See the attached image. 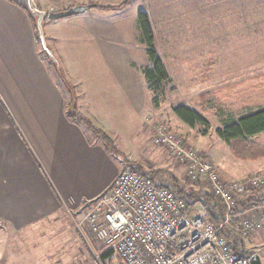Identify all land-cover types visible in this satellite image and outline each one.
I'll return each instance as SVG.
<instances>
[{
	"label": "rangeland",
	"instance_id": "1",
	"mask_svg": "<svg viewBox=\"0 0 264 264\" xmlns=\"http://www.w3.org/2000/svg\"><path fill=\"white\" fill-rule=\"evenodd\" d=\"M66 1L61 0L62 4L56 5L62 7ZM69 1L91 7L57 19L58 25L53 24L51 29L45 25V43L54 51H62L81 83V93L77 86L74 87L77 95L72 92L67 76L71 72L62 69L61 77L66 81L58 82L67 98L55 100L47 109L40 103L38 111L35 110L40 116L43 113L52 118L48 126L54 146L63 141L64 135L68 137L75 132L63 129V125L69 124L84 133L87 142L97 140L95 135L103 141L94 128L81 120L85 117L93 125L102 118L117 130L112 133L111 142L120 153L114 154L105 147L112 163L118 164L126 155L121 170H136L129 166L135 163L144 171L172 179L185 193H196L204 186L191 182L184 165L165 148L153 143L158 125L165 124L212 162L206 156L209 153L223 179L264 175V158L258 161L236 158L215 132L224 121L237 120L264 105V0H129L121 7L108 9L93 5H118L124 0ZM141 13L142 18L147 19L151 40L143 32ZM49 30L55 39L49 38ZM151 47L169 78L157 104L142 73L143 68L151 65L148 53ZM127 90L128 94L135 95L134 102L126 95ZM202 93L205 96L201 97ZM179 104L200 112L209 121L205 135L200 126L191 128L178 119L172 108ZM35 118L30 119V123ZM54 119L56 127L52 124ZM37 120L44 125L41 119ZM122 136L127 138L130 149L121 146ZM250 140L264 146V132ZM144 142L142 145H147V151L139 155L142 150L137 145ZM59 147L62 148L61 144ZM62 164L61 158L54 159L48 168L54 171H50L52 178L62 175ZM68 165L75 168L74 164ZM99 180L93 169L77 181L78 193L88 195ZM90 206L86 203L77 212L88 210ZM74 213L71 209H62L47 219L45 225L24 230L28 238L21 247L31 255L28 264H109L110 258L96 259L93 255L102 254L103 250L90 231L85 232L87 241L79 235L70 216ZM10 237L9 234L5 238ZM261 247L264 249V245ZM248 249L264 253L258 246ZM35 255L38 257H33ZM261 261L264 264V257Z\"/></svg>",
	"mask_w": 264,
	"mask_h": 264
},
{
	"label": "crops",
	"instance_id": "2",
	"mask_svg": "<svg viewBox=\"0 0 264 264\" xmlns=\"http://www.w3.org/2000/svg\"><path fill=\"white\" fill-rule=\"evenodd\" d=\"M34 1L41 10L47 12H58L83 4L67 0L64 7H60L56 4H62L61 0ZM113 5L115 4L110 6ZM58 21L47 19L46 28H53V24L58 25ZM48 35L52 40L56 38L50 30ZM47 48L50 56L39 43L27 11L14 2L0 0V254H2L0 264L7 261L28 264L31 255L23 252L25 249L21 247L28 238L24 230L37 229L39 225H45L47 219L62 209L77 212L82 205L85 206L86 203L88 206L91 205L111 186L122 169L121 163L126 159L124 155L118 164L112 163L107 157L103 141L97 135L94 136L98 138L97 140L87 142L85 134L70 124L63 125V129L66 127L68 130L74 129L75 132L68 137L64 135L63 141L54 146L50 136L51 129L48 126L52 118L43 113L40 116L35 110L38 111L40 103L47 109V105L52 106L55 100L62 101L67 98L58 82L62 80V69L71 72L67 76L73 86L72 92H76L74 87L77 86L78 93H81V83L65 56L61 54L62 51L55 50L57 52L55 55L54 49L48 44ZM65 81L66 79L62 80V83ZM126 95L134 102L135 95L128 94V90ZM33 117H36V120L30 123ZM37 119H41L44 125L38 123ZM62 119L66 121L63 117ZM55 120L52 122L54 127ZM100 120H96L93 126L112 141V133L117 130L112 129L111 124L102 118ZM56 125H59V121ZM127 141L125 136L119 140L121 146L129 148L131 145ZM60 144L62 148L59 147ZM142 144L145 142L137 145L138 149L142 150L139 155L147 151V145ZM129 153L133 154L131 151ZM206 156L217 168L210 154L207 153ZM59 158L63 160L60 168L62 175L54 179L50 175L52 169L50 171L49 169L54 159ZM69 163L74 164L75 168H69ZM169 163L174 167L173 162ZM93 169L100 180L88 195H80L77 181ZM50 223L52 226L51 221ZM9 234L12 238L6 240L5 237ZM248 245V248L258 246V250L261 252L264 250L261 247L264 245V228L248 239ZM257 254L260 259L264 257L263 252ZM52 256L54 255L51 254Z\"/></svg>",
	"mask_w": 264,
	"mask_h": 264
},
{
	"label": "built area",
	"instance_id": "3",
	"mask_svg": "<svg viewBox=\"0 0 264 264\" xmlns=\"http://www.w3.org/2000/svg\"><path fill=\"white\" fill-rule=\"evenodd\" d=\"M153 143L204 187L180 194L170 178L121 170L88 210L70 215L79 235L87 241L90 231L102 254L122 264H250L248 239L264 228V175L223 179L165 124Z\"/></svg>",
	"mask_w": 264,
	"mask_h": 264
},
{
	"label": "trees",
	"instance_id": "4",
	"mask_svg": "<svg viewBox=\"0 0 264 264\" xmlns=\"http://www.w3.org/2000/svg\"><path fill=\"white\" fill-rule=\"evenodd\" d=\"M9 1L13 2L12 0ZM128 1L129 0H124L120 4L113 6H97L103 9L121 7ZM142 17H144V14L141 13V18ZM30 20L35 29V25L31 17ZM142 28L146 37L151 40V32L146 18H142ZM148 53L150 55L149 61L151 65L143 68L142 73L149 91L153 94V101L155 104H157L159 97L163 95V86L169 81V78L165 67L157 56L155 50L151 47L149 48ZM203 95L205 96L203 93L200 94L201 97ZM172 111L178 117V119H180L188 127L193 128L195 126H200L202 134L205 135L207 133V130L209 129V121L200 112L183 104L174 106ZM81 120H83L84 123L90 128H94L96 133L100 134L107 149H109L114 154L120 153L113 147L111 140L106 134L96 129L91 124V122L87 120V118L81 117ZM215 132L223 141H225L236 158L254 161L264 158V146L254 143L250 140L251 137L264 132V105L256 107L253 111L247 114L241 115L237 120H230L226 123L224 121L222 126L215 129ZM203 157L205 158V156ZM129 166L136 168L137 171L141 172L145 176L155 175L152 172L142 170V168L137 166L135 163L129 164ZM178 192L183 194L182 190ZM262 197L264 198V193ZM247 253V256L250 257L255 252L253 250H249ZM109 257L110 255L108 253H103L101 255L103 260ZM111 261L113 260L109 259V264ZM117 264H122V262L118 260Z\"/></svg>",
	"mask_w": 264,
	"mask_h": 264
},
{
	"label": "water",
	"instance_id": "5",
	"mask_svg": "<svg viewBox=\"0 0 264 264\" xmlns=\"http://www.w3.org/2000/svg\"><path fill=\"white\" fill-rule=\"evenodd\" d=\"M14 3L21 6L23 9L27 11L29 16L34 22L36 35L39 43L41 44L42 48L44 49L45 53L50 56V53L47 48V44L45 43V33H44V25L47 19L56 20L62 17H67L71 15H75L78 13L83 12L84 10L91 7V5H77L72 6L66 10L58 11V12H51V11H44L40 10L37 7V4L34 0H12ZM250 264H263L260 256L257 253L252 254L248 259Z\"/></svg>",
	"mask_w": 264,
	"mask_h": 264
}]
</instances>
